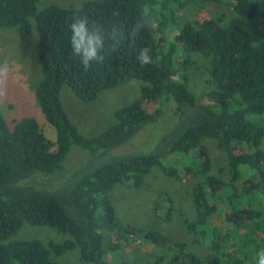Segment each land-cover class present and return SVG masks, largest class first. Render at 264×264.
Returning a JSON list of instances; mask_svg holds the SVG:
<instances>
[{
  "label": "trees",
  "instance_id": "16d2710c",
  "mask_svg": "<svg viewBox=\"0 0 264 264\" xmlns=\"http://www.w3.org/2000/svg\"><path fill=\"white\" fill-rule=\"evenodd\" d=\"M39 1L0 0V29L28 33L30 20L35 21L42 71L35 97L56 131V142H51L34 117L11 127L0 108V264H59L52 254L62 256L76 248L82 263L104 264L103 231L111 234L109 250L120 251L123 264H130L127 252L140 240L165 251L153 254L156 260L150 264H203L189 245L204 241L216 255L214 264H259L264 251V0H235L236 15L226 23L224 15L181 23L174 14L192 3L218 0H94L80 8L50 6L42 11ZM85 17L89 36L100 37L98 57L104 58L102 63L91 61L87 71L83 57L73 52L69 30L76 18ZM145 48L152 62L142 65L137 54ZM194 54L210 62L214 90L205 97L188 90L181 68ZM133 80L145 85L136 100L115 113L116 123L94 138L80 134L63 107L62 89L69 87L81 102L91 103ZM168 102L175 104L176 118L154 150L114 155L146 127L158 124ZM145 103L155 104V110H147ZM205 138L217 140L226 154L230 183L209 174L211 161L201 143ZM74 146L90 157L64 186L47 190L27 184L38 173L59 172ZM192 152L200 164L186 167L184 175L200 174L204 180L191 194L196 217L184 222L190 240L173 242L157 231L120 221L109 197L116 185L139 188L155 167L180 179L163 160ZM242 167L249 172L240 190L236 182L242 180ZM257 195L259 207L252 203ZM166 202L171 212V199ZM25 223L51 226L71 239L6 243Z\"/></svg>",
  "mask_w": 264,
  "mask_h": 264
},
{
  "label": "rangeland",
  "instance_id": "374dc122",
  "mask_svg": "<svg viewBox=\"0 0 264 264\" xmlns=\"http://www.w3.org/2000/svg\"><path fill=\"white\" fill-rule=\"evenodd\" d=\"M94 0H40L37 4L39 11L50 6L62 8H80L84 3ZM235 0H218L204 3H192L186 8L174 11L176 18L181 22H202L204 20L217 18L224 15L225 23L232 19L236 13L232 6ZM173 8L168 13L171 15ZM31 28L28 33L19 32L16 29H0V108L8 124L13 127L15 122L24 117H34L48 140L56 142V131L45 119L35 97V90L42 79V71L39 60L38 41L39 35L35 21L30 20ZM176 28V27H175ZM174 30L170 26V31ZM177 34V31L174 32ZM179 53L176 62L181 58ZM7 63L8 71L4 76L5 69L2 66ZM181 71L187 77L188 90L196 97H205L214 90L209 75V59L194 54L187 66H182ZM145 83L133 80L125 85L104 92L96 101L91 103L81 102L69 87L61 91V101L71 122L76 125L80 134L87 138H94L107 131L115 123V113L136 100L141 93ZM209 102V97H206ZM163 106V105H162ZM145 108L154 111L155 104L145 103ZM164 116L158 124L146 127L134 139L115 149L114 155L121 156L132 154L149 153L160 143L164 130L172 127L176 118V108L173 102L163 106ZM209 154L211 161L210 175L218 177L225 183H230L232 176L226 154L219 148L215 139L205 138L201 141ZM264 150V138L262 140ZM237 154L240 151L236 152ZM90 157V152L76 146L69 152L63 168L54 174H36L28 179L27 184H34L38 189L56 190L64 186L67 179L77 169L81 168ZM200 164V158L196 152L189 155H175L163 160L166 168L177 170L182 177L172 179L167 177L159 167L153 168L143 185L135 188L131 183L116 185L110 192V200L115 207L120 221L124 224L139 229L157 231L173 242L187 241L191 239L188 235L184 222L186 219L193 220L196 217L195 206L192 200V191L196 184L204 180L202 175L185 176L186 167H196ZM242 180L236 182L241 190L243 181L248 177V169L241 168ZM26 182V181H25ZM259 197V198H257ZM166 198L172 201V211ZM253 204L262 205L260 196H256ZM159 205V212H156ZM167 214L170 217L167 219ZM104 248L107 257L104 264H123L120 251L109 250L112 236L103 231ZM40 240L44 243H63L71 239L68 234L58 232L51 226H33L25 223L22 228L6 243L20 240ZM189 250L198 255L203 264H214L216 255L209 249L206 241L200 245H189ZM161 248L140 240L127 252L130 264H150L155 262L153 254L164 253ZM173 253L171 254L172 257ZM52 260L59 264H85L80 261L79 249L66 252L62 256L52 254ZM11 264H20L12 261Z\"/></svg>",
  "mask_w": 264,
  "mask_h": 264
},
{
  "label": "clouds",
  "instance_id": "9594fccd",
  "mask_svg": "<svg viewBox=\"0 0 264 264\" xmlns=\"http://www.w3.org/2000/svg\"><path fill=\"white\" fill-rule=\"evenodd\" d=\"M90 21L85 18H76L75 22L69 26V30L72 33L71 45L73 52L81 59V64L84 66L85 71L91 67V61L99 59L100 63L103 62V57H98V48H102L100 37L92 34L89 36V25ZM149 49H142L137 54V59L142 65L150 64L152 62L151 57L147 55ZM5 69L4 76L8 71L7 63L2 65ZM259 264H264V251L260 253Z\"/></svg>",
  "mask_w": 264,
  "mask_h": 264
}]
</instances>
